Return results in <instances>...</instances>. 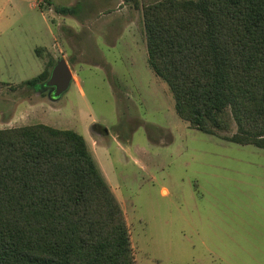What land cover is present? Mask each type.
Wrapping results in <instances>:
<instances>
[{
	"label": "rangeland",
	"instance_id": "1",
	"mask_svg": "<svg viewBox=\"0 0 264 264\" xmlns=\"http://www.w3.org/2000/svg\"><path fill=\"white\" fill-rule=\"evenodd\" d=\"M30 1L0 0V116H14H1L0 128L12 119L89 140L94 118L108 130L96 159L124 213L134 264H264V147L206 134L178 116L148 63L144 3L52 0L79 5L70 15ZM38 46L53 53L40 56ZM61 57L83 93L73 80L58 98L21 84ZM228 132H239L234 120Z\"/></svg>",
	"mask_w": 264,
	"mask_h": 264
},
{
	"label": "trees",
	"instance_id": "2",
	"mask_svg": "<svg viewBox=\"0 0 264 264\" xmlns=\"http://www.w3.org/2000/svg\"><path fill=\"white\" fill-rule=\"evenodd\" d=\"M141 1L148 63L178 116L264 147V0ZM55 62L21 84L41 91ZM0 264H134L122 208L80 133L0 128Z\"/></svg>",
	"mask_w": 264,
	"mask_h": 264
},
{
	"label": "crops",
	"instance_id": "3",
	"mask_svg": "<svg viewBox=\"0 0 264 264\" xmlns=\"http://www.w3.org/2000/svg\"><path fill=\"white\" fill-rule=\"evenodd\" d=\"M47 2L49 1V4L50 5H47V6H43V4L41 3H39V0H31L30 2H29V5H30V7L31 8H39L40 10H42L43 8H45V7H48L50 10H54V8H53V4H52V0H46ZM72 4V3H71ZM55 11V10H54ZM53 11V12H54ZM59 15L58 14H55V15H53V16H51V19H50V21H52V19H54L53 17H55V19L57 20V19H60V17H58ZM54 22H55V20H53L52 21V23L54 24ZM58 23V22H57ZM57 23H56V25H57ZM58 25H59V23H58ZM63 25H68V24H63ZM69 26V25H68ZM70 27V26H69ZM50 29V28H49ZM51 32V37H52V41H51V47L52 48H54V46H55V39H56V36H55V34H54V32H52V31H50ZM37 48H39V49H41L42 51H46V52H48V51H50L51 53H53L52 52V49L50 48V47H47V46H38V47H36L35 48V52L37 53ZM53 55V57H54V54H52ZM41 56V55H40ZM42 58V57H41ZM42 60H43V58H42ZM44 69V68H43ZM43 71V70H42ZM41 71V72H42ZM155 74V73H154ZM38 75V74H37ZM75 77V78H72L71 80H73V81H75V83L77 84V86H78V88H79V90L83 93V90H82V88H81V86H80V84H79V80H78V77L74 74H72V77ZM36 91V90H35ZM38 92V91H37ZM173 97V96H172ZM174 100V99H173ZM175 108V107H174ZM2 117H3V115H1ZM0 116V117H1ZM11 116H13V114L11 113ZM11 116H5V117H11ZM1 117V118H2ZM5 117H3V118H5ZM14 118V116L12 117V119ZM12 119H8V121L7 122H3V120H2V122L1 123H4L5 125H7L5 128H7V127H17V126H14V125H10L9 123V121L10 120H12ZM182 119V118H181ZM91 123H90V127L88 128V134L90 135V138H89V140H87V138L84 136V135H82L83 136V138H84V140H85V142H86V145H87V148H88V150H89V152L91 153V155H92V157H93V159H94V162H95V164H96V166H97V168H98V170H99V172L101 173V175H102V173H103V169L101 168V165H99L98 164V161H97V150H96V146L99 144V145H104V143H105V136H107L108 134H109V132H108V130L104 127V126H102V125H100L99 124V122L96 120V119H94V118H92L91 119V121H90ZM27 125H29V124H27ZM20 126H22V125H20ZM191 127V126H190ZM193 128V127H192ZM196 129V128H195ZM197 130H199V129H197ZM77 132V131H76ZM79 133V132H78ZM205 133V132H204ZM206 134H208V133H206ZM209 135H212V134H209ZM213 136H215V135H213ZM220 138V137H219ZM221 139H223V138H221ZM223 140H227V139H223ZM227 141H230V140H227ZM236 143V142H235ZM253 145V144H252ZM92 146V147H91ZM255 146V145H254ZM258 147V146H257ZM101 170V171H100ZM104 175H102V177H103ZM104 178V177H103ZM104 180H105V178H104ZM105 182H106V180H105ZM107 183V182H106ZM107 185H108V183H107ZM109 186V185H108ZM110 188V187H109ZM111 189V188H110ZM162 192H163V190H165L166 191V193H167V189L166 188H164V187H162ZM111 191H112V189H111ZM113 192V191H112Z\"/></svg>",
	"mask_w": 264,
	"mask_h": 264
},
{
	"label": "water",
	"instance_id": "4",
	"mask_svg": "<svg viewBox=\"0 0 264 264\" xmlns=\"http://www.w3.org/2000/svg\"><path fill=\"white\" fill-rule=\"evenodd\" d=\"M72 79V72L64 58H58L51 68L50 75L44 83L45 87H51L48 96L58 98L65 92Z\"/></svg>",
	"mask_w": 264,
	"mask_h": 264
},
{
	"label": "flooded vegetation",
	"instance_id": "5",
	"mask_svg": "<svg viewBox=\"0 0 264 264\" xmlns=\"http://www.w3.org/2000/svg\"><path fill=\"white\" fill-rule=\"evenodd\" d=\"M49 88V90L51 89V87H48ZM49 90H48V92H49Z\"/></svg>",
	"mask_w": 264,
	"mask_h": 264
}]
</instances>
